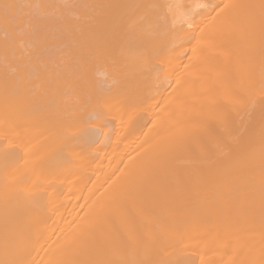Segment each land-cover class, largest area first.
<instances>
[{"label":"bare ground","instance_id":"6f19581e","mask_svg":"<svg viewBox=\"0 0 264 264\" xmlns=\"http://www.w3.org/2000/svg\"><path fill=\"white\" fill-rule=\"evenodd\" d=\"M0 264H264V0H0Z\"/></svg>","mask_w":264,"mask_h":264}]
</instances>
